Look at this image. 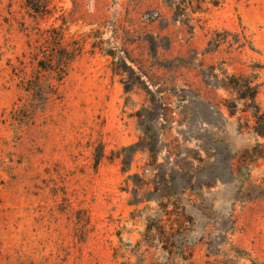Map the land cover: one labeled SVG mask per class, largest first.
Here are the masks:
<instances>
[{
  "label": "rangeland",
  "instance_id": "obj_1",
  "mask_svg": "<svg viewBox=\"0 0 264 264\" xmlns=\"http://www.w3.org/2000/svg\"><path fill=\"white\" fill-rule=\"evenodd\" d=\"M24 1L0 0V264H264V0ZM50 26L83 49L40 101L20 69Z\"/></svg>",
  "mask_w": 264,
  "mask_h": 264
},
{
  "label": "trees",
  "instance_id": "obj_2",
  "mask_svg": "<svg viewBox=\"0 0 264 264\" xmlns=\"http://www.w3.org/2000/svg\"><path fill=\"white\" fill-rule=\"evenodd\" d=\"M52 0H25L24 6L38 15L49 14V4ZM61 28V27H60ZM54 26L47 28L37 29V38L34 44H29V58L32 63L35 62V70L27 72L25 68L20 69V81L22 88L27 94L44 101L48 97V92L55 93L56 88L52 87L48 92L41 86L40 71L55 72L59 74L60 78L67 74L70 64L78 58L82 53V44L80 40L75 38H69L64 40L63 29ZM109 54L110 50H108ZM34 67V68H35ZM64 74V75H61ZM243 90L240 93L241 99H254L257 92L256 86H250L247 79L244 80L242 85ZM49 92V93H50ZM29 104L22 103L19 105L18 110L27 112ZM255 131L263 135V129H255Z\"/></svg>",
  "mask_w": 264,
  "mask_h": 264
}]
</instances>
